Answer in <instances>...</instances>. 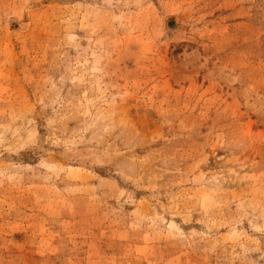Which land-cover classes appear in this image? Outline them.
Instances as JSON below:
<instances>
[{
    "label": "rangeland",
    "instance_id": "rangeland-1",
    "mask_svg": "<svg viewBox=\"0 0 264 264\" xmlns=\"http://www.w3.org/2000/svg\"><path fill=\"white\" fill-rule=\"evenodd\" d=\"M0 264H264V0H0Z\"/></svg>",
    "mask_w": 264,
    "mask_h": 264
}]
</instances>
